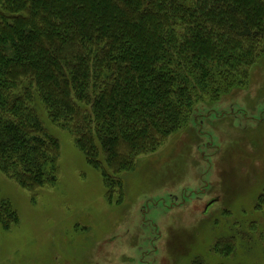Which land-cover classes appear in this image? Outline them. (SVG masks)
<instances>
[{
    "label": "trees",
    "instance_id": "16d2710c",
    "mask_svg": "<svg viewBox=\"0 0 264 264\" xmlns=\"http://www.w3.org/2000/svg\"><path fill=\"white\" fill-rule=\"evenodd\" d=\"M263 56L264 0H0V171L32 193L55 184L39 104L119 188L196 101L241 86ZM16 220L1 199L4 228Z\"/></svg>",
    "mask_w": 264,
    "mask_h": 264
},
{
    "label": "rangeland",
    "instance_id": "374dc122",
    "mask_svg": "<svg viewBox=\"0 0 264 264\" xmlns=\"http://www.w3.org/2000/svg\"><path fill=\"white\" fill-rule=\"evenodd\" d=\"M37 112L59 143L57 180L32 193L0 171L17 214L0 222V264H264V56L241 86L196 101L111 191Z\"/></svg>",
    "mask_w": 264,
    "mask_h": 264
}]
</instances>
